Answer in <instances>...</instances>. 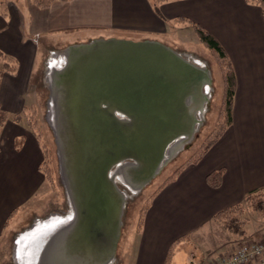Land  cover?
Segmentation results:
<instances>
[{
  "label": "crops",
  "instance_id": "crops-1",
  "mask_svg": "<svg viewBox=\"0 0 264 264\" xmlns=\"http://www.w3.org/2000/svg\"><path fill=\"white\" fill-rule=\"evenodd\" d=\"M30 8L31 36L78 32L88 37L104 30L158 34L163 27L167 29L168 23L177 28L189 24L193 28L192 23H196L225 48L236 78L232 123L197 162L184 166L157 191L128 258V264H183L188 256L187 262L192 264L195 256H191L203 243V249L209 248L199 233L214 231L215 214L242 203L251 191L264 188L261 7L247 0H168L159 4L158 14L153 0H55L47 7ZM4 33L8 37L0 40V47L17 57L20 66L28 61L29 67L22 68L15 79L11 78L13 72H8L0 83V103L6 111L16 113L24 107V82L33 71L29 53L36 51L37 44L29 42L33 45L30 48L27 34L20 29L15 33L12 27ZM11 120L0 130V239L8 230V222L38 193L43 180L38 140ZM214 170L223 171L218 187L207 181ZM196 235L199 240L194 238ZM190 236L192 240H185Z\"/></svg>",
  "mask_w": 264,
  "mask_h": 264
},
{
  "label": "rangeland",
  "instance_id": "rangeland-1",
  "mask_svg": "<svg viewBox=\"0 0 264 264\" xmlns=\"http://www.w3.org/2000/svg\"><path fill=\"white\" fill-rule=\"evenodd\" d=\"M153 1L155 6V0ZM32 5H35L32 0H0V40H5L8 37V33L6 35L4 32L14 27L15 33L20 29L21 33L24 31V33L27 34V44L29 42V44H37V46H34L36 51L33 49L29 53L30 56L32 54L33 71L30 73L27 82H24L25 88L22 94L24 98V107L16 113L7 111L8 118L0 125V130L12 119L11 121L19 122V124H21L20 127L24 128L27 134L30 133L35 136L42 150L40 168L43 175L38 193L27 203L23 211H19L15 214L16 217L14 220L11 219L12 221L10 220L11 222H8V230L5 231L0 239V264H41L43 260H41L40 257L48 252V249H51L52 246L51 242L42 251L44 247L43 242L47 241L46 238H48V240L52 238L53 235H56V232L62 229L65 216L73 210L70 197L71 188L66 173L63 170L64 166L61 159L63 157L60 151L61 140L59 139L60 131L58 128H61L60 123L62 121L60 120L59 123H54L52 120L51 115L55 112L54 106L51 105L50 101L53 82L50 79L54 78V74L58 72L57 69H61L62 65H59V63L65 61V63H63L64 66L68 63L69 65H73L70 60V62H66L68 56L65 52L69 47L77 44L80 46L79 48L83 49L84 47H88V44L93 42L97 44L99 42L100 44L97 48L94 47L93 50L97 49L100 51V49L104 47V45L101 46V41L103 40L108 44L112 39H125L134 42L150 40L170 47L181 57L185 58L187 62L204 71L202 72L199 70L200 76H197V73H194L192 76L193 79L203 78L200 89L201 92L206 95V100L203 102L202 114L200 110L193 111L194 117L199 119L195 122L193 129L195 131L192 132L191 136H189L185 142L178 145V149L176 148L174 154L163 163L160 171L142 189L136 191L123 182H117L118 186L127 197L123 210L120 237L117 242L114 258L110 264H128V258L132 252L130 249L131 243L135 242L136 233L141 230V225L144 223L152 199L157 193H155L156 189L183 162L188 159L194 160L198 157L207 138H211V136L216 134L220 122L223 121V115L220 113L223 79L219 63H217L211 51L200 41L190 24L184 25L185 28H177L174 26V23L173 25L168 23L166 26L167 31L163 27L162 30L164 31L158 34L150 33L145 35H141L142 33L139 32H129L126 30H104L96 32V34L88 37L81 36L82 33L79 34L78 32H73L72 34L61 32L50 36L39 37L35 35L31 36L29 31H31L32 15L30 7ZM26 37L24 35L25 40ZM29 47L33 48V45H29ZM37 47H39V49ZM124 47L128 48L127 50L130 52L134 49L133 46L128 44H124ZM104 49L106 50L108 48L105 46ZM1 51L0 83L2 79L4 80V78L8 76V72H13V77L11 78L15 79V75L20 74L22 68L28 65V61H24L23 66L22 64L20 66V61L17 57L5 52L4 48H1ZM155 51L152 52V50H148L146 54L136 57V66L139 67V64L142 66L147 64V58H152V61L156 60L155 62L159 63L161 59L169 57L162 50H159L158 54ZM160 53H162L163 56ZM88 54H90V52H88ZM104 55L106 57H102V64L101 57L95 58V55H93L91 58L92 60H88V57H82L78 63L79 72H77V74L80 75L71 72V76L67 78L69 81L81 79L88 84V101H95L97 96L102 94L107 98L113 97L111 93L114 92L113 90L115 88H112V84L110 85L111 89L103 85L106 82L105 79L107 76L110 80V77H112L110 74L118 75V71L121 67H123L122 69L125 71L120 70V78H127L132 82L140 79L139 76H137L138 73H136V68L132 66L134 64V55L132 56L133 58L121 56L119 62L117 59L114 62L112 59L110 60L107 53H104ZM5 62L8 63V67L5 66ZM104 63L105 67L103 66ZM77 76L81 77L79 78ZM55 79L56 82L59 83L56 77ZM115 81V83H121L119 80ZM188 99H190V97H188ZM188 99L186 101H188ZM102 103L104 102L102 101ZM2 110L6 111V108L0 103V111ZM16 115L20 116L18 120H16ZM72 115L75 119L74 126L76 132L81 131L82 127L80 126L76 113L74 112ZM83 128H85V126ZM84 134L85 132L83 130L79 137V139H81V155L83 154V148H86ZM187 135L188 134L185 136ZM179 138H182L180 139L182 141L184 135L182 134L169 141L166 150L174 146L173 144H175ZM164 156L168 157V150L164 153ZM81 161H85V156H81ZM75 170L77 176L81 175L82 170L80 167ZM239 206L240 208L238 207L236 211L240 220H243L241 227L245 232L239 233L230 231L224 227L223 221L216 219L213 232L207 230L201 234L199 233V236H204L202 241L204 240V242L209 245V248L203 249V243L200 251H197L195 255L191 256H195L193 263L198 264L197 261L203 263L207 251L209 257L211 256L210 258H212V256H216L220 253L224 254L231 251L236 248L242 240L264 235V210H254L245 200L240 203ZM194 238L199 240L197 235ZM187 239H191V236L190 238L187 237L185 240ZM211 243H213L212 247L210 246ZM65 252H67V250H65ZM188 259V256L185 257L182 263L190 264L187 262Z\"/></svg>",
  "mask_w": 264,
  "mask_h": 264
},
{
  "label": "water",
  "instance_id": "water-1",
  "mask_svg": "<svg viewBox=\"0 0 264 264\" xmlns=\"http://www.w3.org/2000/svg\"><path fill=\"white\" fill-rule=\"evenodd\" d=\"M99 44L93 42L83 49L77 44L69 47L65 52L68 56L66 62L70 60L73 65L68 63L57 69L54 78L50 79L53 81L50 101L55 112L51 117L54 123L62 121L61 128H58L61 159L71 188L74 214L56 235L43 242L42 251L51 242L52 246L40 257L41 264H110L120 237L127 197L117 182L136 191L148 184L178 145L192 134L191 130L182 141L179 138L174 147L167 149L168 157L164 156L169 141L186 135L184 120L180 116L187 115L188 97L201 104L206 100L200 89L203 78H192L194 73L200 76L202 69L187 62L170 47L150 40L112 39L109 44L101 41L104 47L100 51L93 50ZM124 44L133 46L132 52ZM105 46L108 49L105 50ZM148 50H157V54L162 50L169 57L159 63L147 58V64L137 67L135 58ZM104 53L113 62L116 59L119 62L121 56L134 55L132 66L140 79L132 82L120 78V70H125L119 65L118 75L110 74L112 77L109 80L107 76L103 85L115 88L111 93L113 97L102 94L95 101H88V84L81 79L69 81L67 78L71 72L80 75L77 74L78 63L82 57H88V60H92L93 55L101 57L102 64V57H106ZM115 80L121 83H115ZM74 112L82 127L78 132L74 126ZM83 130L86 148L82 147L81 155L79 137ZM81 156H85L84 162ZM79 167L83 175L77 176L75 169Z\"/></svg>",
  "mask_w": 264,
  "mask_h": 264
},
{
  "label": "trees",
  "instance_id": "trees-1",
  "mask_svg": "<svg viewBox=\"0 0 264 264\" xmlns=\"http://www.w3.org/2000/svg\"><path fill=\"white\" fill-rule=\"evenodd\" d=\"M33 3L38 7H47L55 0H32ZM66 1V0H63ZM168 0H155V10L158 14H160L159 4L166 2ZM250 3L257 4L261 7L263 16H264V0H247ZM193 29L195 33L198 35L200 41L211 51L212 55L216 59L217 63H219L220 72L222 74V104L220 113L223 115V121L220 122L218 126V131L214 136L207 138V141L203 145V148L198 154V157L194 160L188 159L183 162L179 167H177L174 172L168 176L163 183L156 189L155 193L160 190L169 180H171L175 175L179 173V171L189 163L197 162L206 151L217 141L219 136L230 126L232 123V109L234 104V96L236 89V78L232 63L228 57V54L225 48L222 46L220 41L211 34L208 30L203 28L201 25L196 23H192ZM0 52H2L0 50ZM226 60V61H225ZM5 66L8 67V63L5 62ZM8 118V112L5 110L0 111V125H2ZM20 116L16 115V120H18ZM223 171L222 170H214L210 172L207 176L208 183L213 187L220 186L222 182ZM245 201L249 203L254 210L262 211L264 210V188L251 191L245 198ZM240 208L239 204L234 206L224 208L218 211L214 218L219 219L224 222V227L233 232L244 233L245 231L241 227L243 220H240L238 217V213L236 211L237 208ZM173 253V248L171 247L167 260L169 261L171 255Z\"/></svg>",
  "mask_w": 264,
  "mask_h": 264
},
{
  "label": "built area",
  "instance_id": "built-area-1",
  "mask_svg": "<svg viewBox=\"0 0 264 264\" xmlns=\"http://www.w3.org/2000/svg\"><path fill=\"white\" fill-rule=\"evenodd\" d=\"M201 264H264V235L242 240L231 252L206 258Z\"/></svg>",
  "mask_w": 264,
  "mask_h": 264
},
{
  "label": "bare ground",
  "instance_id": "bare-ground-1",
  "mask_svg": "<svg viewBox=\"0 0 264 264\" xmlns=\"http://www.w3.org/2000/svg\"><path fill=\"white\" fill-rule=\"evenodd\" d=\"M197 102L196 101H192L191 100V97H190V99H188V101H186V112H187V115L180 116V119L184 120L182 124H184V132H185V134H188L191 130H192V132L195 131V130H193L194 129L195 122L197 120H199V119H196L194 117L193 111L200 110L201 111V114H202V111H203V103L201 104V102H199L198 100H197ZM86 123H87V121L84 122V124H86ZM184 138H186V136H184ZM172 147H174V146H172ZM81 175H83V174H81ZM48 223H50V222H48Z\"/></svg>",
  "mask_w": 264,
  "mask_h": 264
},
{
  "label": "flooded vegetation",
  "instance_id": "flooded-vegetation-1",
  "mask_svg": "<svg viewBox=\"0 0 264 264\" xmlns=\"http://www.w3.org/2000/svg\"><path fill=\"white\" fill-rule=\"evenodd\" d=\"M73 214H74V211L72 210L71 213L68 214V216H69V217H73V216H71V215H73ZM69 217H68V218H69ZM64 220L66 221L65 218H64ZM65 221H64V222H65Z\"/></svg>",
  "mask_w": 264,
  "mask_h": 264
}]
</instances>
